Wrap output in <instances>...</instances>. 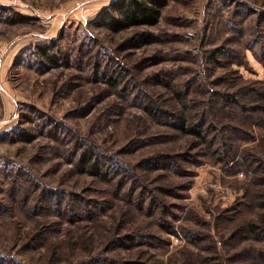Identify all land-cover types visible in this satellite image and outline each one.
<instances>
[{"label": "rangeland", "instance_id": "rangeland-1", "mask_svg": "<svg viewBox=\"0 0 264 264\" xmlns=\"http://www.w3.org/2000/svg\"><path fill=\"white\" fill-rule=\"evenodd\" d=\"M112 1L0 0V9H10L0 11V264H264V237L228 240L242 221L264 230L262 183L246 181L232 163L203 157L165 118L153 121L144 111L148 104L168 108L175 90L190 87L196 115L214 93L264 81L257 59L264 52V0H174L157 26L119 34L97 19ZM12 13L32 20L13 24ZM141 32L158 43L134 47ZM38 45H55L54 63L38 56ZM222 48L237 62L210 56ZM103 75L115 78L113 85ZM252 128L254 136L264 134ZM21 131L31 141H18ZM237 144L246 151L257 145ZM91 148L130 170L122 175L127 187L138 178L146 202L154 198L161 208L140 212L114 197L109 184L81 175L75 156ZM189 152L192 163L179 162L177 174L151 163L156 155ZM62 193L65 212L56 200ZM73 195L103 207L96 220H68ZM161 223L204 231L208 239L196 249ZM139 232L159 234L165 247L117 241Z\"/></svg>", "mask_w": 264, "mask_h": 264}, {"label": "trees", "instance_id": "trees-1", "mask_svg": "<svg viewBox=\"0 0 264 264\" xmlns=\"http://www.w3.org/2000/svg\"><path fill=\"white\" fill-rule=\"evenodd\" d=\"M170 1L174 0H113L97 14V19L111 34H119L135 28H152L158 25L161 11ZM0 11L2 13H9L10 9H0ZM12 16L13 19L10 22L13 24H26L32 20L31 17L20 13H12ZM158 41L156 36L148 32L137 33L135 38L131 40L134 47L150 45L158 43ZM53 47L55 45L36 46L38 56L47 63H54L55 54H52ZM219 55L228 59L233 57V52L222 48L213 50L210 53L213 59ZM263 55L264 52L257 59L264 67ZM233 62H237L236 58L234 60V57ZM103 79L107 80L111 85L115 82V78L112 76L107 77L103 75ZM246 84L243 88L241 87L240 91H235L231 94L214 93L210 99L211 102L206 105L207 107L203 108L201 113H196V115L190 112L193 102V100H189L188 98L190 87L187 88L186 92L175 90L173 92L172 104L168 108L164 107L163 109L160 106L148 104L144 107V111L153 121L165 118L171 125L172 130L176 131L180 136L189 137L197 148H201L204 154L203 157L223 166H228L232 163L230 167L235 170V173H243L247 177L246 181L259 180L264 186V134L259 135L258 138L254 136L255 133L252 128L254 125L256 128L264 131V81H252ZM31 139L32 137L24 131L18 134V141L29 142ZM235 140L236 142L256 141L257 145L255 148L246 151L242 150L239 144L236 146ZM190 149L195 151L194 148ZM98 151L91 148L83 150L75 156L76 162L74 167L81 175L88 174L100 183L109 184L111 188H114V197H118V200H124L128 204H136L140 212L145 211L153 214L157 212L158 207L161 208L156 203L158 201L154 198H150L146 202L147 196L144 193L146 189L143 185H137L138 178L133 176L131 184L127 187V179L122 175L125 172H129L126 175L132 174L130 170L120 171L119 165H117V162L112 157ZM191 153L189 152L185 155H156L151 159V163L156 167L157 164H164L162 167H165L169 173L177 174L182 168L179 166V162L192 163ZM62 194L61 197H56V200L59 201V207L63 206L64 210L62 211L65 212L67 207L65 208L64 201L68 195L66 193ZM261 197L264 198V195H261ZM71 200L73 201V205L70 203L68 208L69 215L66 216L68 220L77 221L81 217L80 215H85L88 219L96 220L97 213L103 209L97 203H92V205L88 206L87 202L77 195H73ZM245 205L240 204L243 209L246 208ZM224 221L227 222L228 219ZM163 226L166 227L165 232L167 234L178 235L179 233L186 244L194 246L199 250L202 247V243L208 239V235L204 231L198 232L186 226L174 227L173 225L169 226L161 223L160 227L162 228ZM133 234L127 235L117 241L123 242V244H132L130 245L131 247L134 245L165 247V240L161 239L157 233L139 232ZM250 237H264V230L262 231L252 220L247 222L242 221L239 225H236L235 229L231 230L228 240L235 241L239 239L242 241V239H251ZM254 256V254H251L249 257L252 258ZM259 258L263 257L259 256ZM97 261L104 262L100 259H94L93 263ZM176 262H171L170 264H175ZM108 264L141 263L108 262ZM181 264H187L186 259Z\"/></svg>", "mask_w": 264, "mask_h": 264}]
</instances>
